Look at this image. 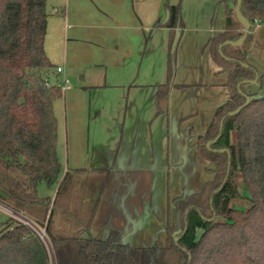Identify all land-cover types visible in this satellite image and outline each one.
Listing matches in <instances>:
<instances>
[{"label": "trees", "instance_id": "trees-1", "mask_svg": "<svg viewBox=\"0 0 264 264\" xmlns=\"http://www.w3.org/2000/svg\"><path fill=\"white\" fill-rule=\"evenodd\" d=\"M237 1H218L215 13L224 6L225 29L206 44L227 72L229 91L206 132L196 134L201 155L216 164L208 169L213 178L200 191L172 200L175 217L166 228L165 245L134 246L126 240L130 230L86 236L91 217L82 223L71 207L73 179L81 170H67L61 178L54 104L64 91L49 80L57 70L46 51L48 0H0V203L45 228L56 264H264V94L243 88L260 80L248 50L253 24H264V0H242L241 15L251 29L241 45L229 43L245 31ZM168 8L163 25L173 29L168 82L158 99L174 82L177 48L173 51L172 44L177 26L181 33L184 27L180 5ZM247 96L251 102L237 111ZM41 183L57 186L54 198L39 194ZM244 198L250 203L246 210L234 203ZM38 206L43 216L37 220L28 211ZM0 264H51V259L38 233L9 216L0 229Z\"/></svg>", "mask_w": 264, "mask_h": 264}, {"label": "crops", "instance_id": "crops-1", "mask_svg": "<svg viewBox=\"0 0 264 264\" xmlns=\"http://www.w3.org/2000/svg\"><path fill=\"white\" fill-rule=\"evenodd\" d=\"M218 1L48 0L46 51L56 70L58 71L59 67L63 68L58 73L64 80H69V85L63 89L69 149L67 165L64 167L61 161L63 169L61 178L67 170L99 171L112 174L159 170L156 141L162 143L168 141L165 143L166 145L164 144L167 154V158H165L167 170L186 164L188 159L187 142H185V136L176 129V124L171 121L170 107L177 85L189 87L198 80L200 72L198 75L193 72L190 81L188 78L192 72L188 73L184 70L185 67L192 69L194 67L192 63L196 59L190 58L187 61L186 57L181 56L180 58L177 55L175 68L178 67V69H175L174 82L170 86L169 92L159 99L157 98L159 88L167 87L168 63L167 68H163L167 73V79H156V81L147 78L143 66L146 61L156 63L155 57L151 58V55L156 52V48L159 44L161 46L163 41L160 42L159 35L153 29L157 22L164 19V10H169L168 7L173 5H180L181 10H184L193 4L203 5V3L213 4L214 2L217 4ZM225 25L224 15L223 27L214 31L208 41L223 31ZM258 27L260 28L262 25L259 24ZM157 29L167 31L166 38L164 37L165 44L167 42L170 44L173 29L162 25ZM189 40L186 35L182 47H185ZM160 65L162 66V63ZM164 66L166 65L164 64ZM212 69V76L206 77L202 74L201 81L211 83L209 88H212L213 92L224 90L227 94L222 96V100L220 99L218 102L214 100V103H210L209 106H212L210 111L214 117L216 109L229 99V91L226 79L218 76L219 73H225L228 77L227 72L222 71L221 68L216 71L214 70L216 67ZM245 85H255L254 87L257 89L259 80L248 82ZM245 85L244 90L247 94L257 92L247 89ZM146 106L150 107L151 119L149 121L145 116L143 117L142 110ZM158 115H162L163 119L158 124L157 132L159 128L160 130L162 128V132L167 133V138L162 135L157 139L158 134L157 138L154 135L153 126ZM91 123L94 124L96 133L100 132L104 125L108 126V123L110 126L107 129L112 135L113 144L110 147L105 146L99 158H95L96 148L93 147L91 151L90 144L86 142V127ZM209 125L205 128V132ZM171 134H180L178 137L180 159L176 164L173 159L174 146H171ZM160 163L163 164L162 159ZM94 196H97L96 201ZM98 199L105 202L107 198L103 195L100 196L95 190L83 199V203L87 204V209L93 210L94 203ZM70 203L71 207H77V188L72 191ZM115 203H117L116 200ZM73 209L75 210V208ZM74 213L77 216L78 213L76 211ZM91 220L93 219L91 218ZM94 227L91 222L86 236L92 235L90 230ZM106 232L107 235L103 238L108 236L110 230L106 229Z\"/></svg>", "mask_w": 264, "mask_h": 264}, {"label": "rangeland", "instance_id": "rangeland-1", "mask_svg": "<svg viewBox=\"0 0 264 264\" xmlns=\"http://www.w3.org/2000/svg\"><path fill=\"white\" fill-rule=\"evenodd\" d=\"M215 12L216 2L213 4L203 3V5L193 4L181 11V19L184 23V27L177 47V55H179L180 58L181 56H184V58L186 57L187 61L190 58L196 59V61L192 63L194 66L192 69L188 67L184 69L188 73L189 71L192 72L189 76L190 78H188L190 81L192 80L193 72L197 75L199 72L201 73L198 75V80L195 81L194 84H191V86H176V91L173 93L170 107L171 121L176 124V129L181 135L183 134L185 136V142H187L188 159L186 164L182 167L175 166L167 170L165 160L167 154L164 150V144L168 142L166 140L163 143L160 141L155 142L158 150L157 158L159 160V170L152 172H116L115 174L99 171L76 172L75 174L78 176H75L73 183H76L75 189L77 188V207L72 208H75L74 211L78 213L77 215L81 218L82 223H86L90 217L93 219L88 223V225H90L92 222L95 226L90 230L93 236L101 235L105 237L107 235L106 229L110 230L111 228L126 231L130 230L127 235V241L131 245L151 246L155 243L158 245H165L167 241L166 228L169 222H172L175 217L172 200L182 194L200 191L207 182L212 180L213 175L208 169L215 168L216 164L201 155L198 149L196 134L204 133L205 128L211 122L213 116L210 111L212 107L209 106L210 103L214 100L218 102L223 95H227L224 90L213 92V89L209 88L211 83H204L200 79L202 74L206 75V77H211L213 67H216V69H214L215 71L221 68L212 58L209 49H205L206 42L213 35V32L223 27L225 15L224 6L221 5L218 8L217 14ZM166 13L167 10H164V19ZM259 24L261 23H254L251 30V46L248 58L249 62L256 67L259 73V87L256 89L254 87L255 85L245 86H247V89H253V91H257V93L264 94V24H261L262 27L260 28L258 27ZM189 29L192 31H189ZM156 32L159 35L160 42L163 41L161 46L159 44L156 48V52L151 55V58L155 57L156 63L146 61L143 66L147 74L145 75L148 79H151V81H156V79H167V73H165L163 69L167 68L169 59V42L165 44L167 31L164 29H157ZM186 35L190 40L186 43L185 47H182ZM201 55H203V57H200ZM161 63L162 66L160 65ZM164 64L166 66H164ZM176 69H178V67H176ZM218 76L226 79L225 81L227 82L228 77L225 73H219ZM77 79L79 81V78ZM49 80L51 83L57 82L64 89V79L57 71L50 74ZM55 106L58 117L59 155L65 167L68 160L69 145L66 102L64 97L57 99L55 101ZM149 108L150 107L146 106L142 110L143 117L145 116L148 119L147 121L151 119ZM161 119H163L162 115H158V118L154 121L153 130L156 138L158 134L157 139L161 138L162 135H165L167 138V133L162 132V128L161 130L159 128L157 132L158 124L161 123ZM111 126H113L112 123ZM108 127H110L109 123L108 126L104 125L98 133L95 132L93 123L86 127V142L90 144L91 151L93 147L96 148L95 158L101 157L102 149L105 148V146L110 147V145L113 144L112 135L107 129ZM180 134H171V146H174L173 159L175 164L180 159V141L178 138ZM161 159L163 164L160 163ZM70 182L71 178L67 185ZM38 190L41 196H52L54 198L57 186L48 187L46 183H41ZM95 190H97V194L106 196L107 199L105 202H101V199H98V203H94L93 210H89L86 207L87 204L83 203V199ZM241 191L244 196L248 194L243 185L241 186ZM94 199L96 201L97 196H94ZM115 200L117 203H115ZM234 203L238 208L243 210H246L250 205L246 198L238 201L236 200ZM28 212L37 220L43 216V209L39 206L36 207L34 212L32 210ZM8 218L9 214L5 210L0 209V229H2L3 224ZM37 227L40 228V225ZM47 246L50 253L51 264H55L52 246L49 242H47Z\"/></svg>", "mask_w": 264, "mask_h": 264}, {"label": "water", "instance_id": "water-1", "mask_svg": "<svg viewBox=\"0 0 264 264\" xmlns=\"http://www.w3.org/2000/svg\"><path fill=\"white\" fill-rule=\"evenodd\" d=\"M241 2H242V0H238V1H237L236 12H237V16H238V18L240 19V21H241V22L243 23V25L245 26V29H244L245 31H244V35H243L239 40H237V41H235V42H231V41L229 42V43H232V44H234V45H241V44L245 41V39H246V37L248 36V33H249L250 29H251V23H250L248 20L244 19L243 16L241 15V9H240V7H241ZM169 17H170V12H169V10H167V13H166V17H165V19H164L163 21L157 22V24L154 26L153 31H156V29H157L160 25L163 26V25L169 20ZM180 38H181V30L179 29V26H177V28H176V32H175V36H174V40H173V44H172V50H173V51L176 50L177 45L179 44ZM226 43H228V42H226ZM222 46H223V44L220 46V50H221V51H222ZM256 80H257V79H255V80H251L250 82H255ZM239 88H241V86H239ZM250 102H251V97H250V96H247V99H246L245 104H244L243 106H241L240 108H238L237 111H240L244 106L248 105ZM233 113H235V112H231L230 114H233ZM225 118H226V116H224V117L222 118V121H221V128L223 127V123H224ZM211 143H212V142H208V143H207V146L210 147ZM223 150H224V149H222V151H223ZM177 239H178V238H177Z\"/></svg>", "mask_w": 264, "mask_h": 264}, {"label": "built area", "instance_id": "built-area-1", "mask_svg": "<svg viewBox=\"0 0 264 264\" xmlns=\"http://www.w3.org/2000/svg\"><path fill=\"white\" fill-rule=\"evenodd\" d=\"M62 70H63L62 67H59L58 68V71H62ZM68 83H69V80L68 79H65L64 80V87H67L69 85ZM0 209L5 210L9 214V216H12V217L18 219L19 221H22L23 223L31 226L38 233V235L41 237V239L44 241V243L46 244V246H47V242H49L51 244L50 238H49V236H48L45 228L42 227V226H40V228L37 227L39 225H37L34 220H32L29 217H26L24 215L16 214V213L12 212L8 207H6L5 205H3L2 203H0Z\"/></svg>", "mask_w": 264, "mask_h": 264}]
</instances>
